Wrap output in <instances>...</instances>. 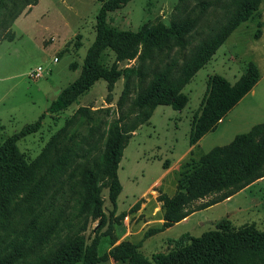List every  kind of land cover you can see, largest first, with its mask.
<instances>
[{
    "label": "rangeland",
    "instance_id": "obj_1",
    "mask_svg": "<svg viewBox=\"0 0 264 264\" xmlns=\"http://www.w3.org/2000/svg\"><path fill=\"white\" fill-rule=\"evenodd\" d=\"M177 1L129 0L108 12L106 22L112 28L132 31L155 22L167 26L174 16H184L196 3V0H185L187 6L175 11ZM206 1L209 4L203 11L194 9L198 14L197 33H205L215 21L222 23L225 20L226 13L221 5L226 0ZM99 5L97 0H37L13 21L12 40L0 41V139L39 119L38 130L18 138L17 148L32 161L48 142H55L61 157L67 158L64 175L65 188L69 190L76 187L84 167L100 151L108 124L128 108L156 69L169 59L176 63L182 59L176 47L156 50L152 59L143 62L141 75L125 72V76L120 75L109 90L106 82L98 79L66 108L50 114L47 111L50 102L79 74L85 51L94 37V17ZM197 39L194 34L191 44L194 45ZM184 53L187 54L188 49ZM53 57L57 58L56 62L51 61ZM99 62L106 67L115 64L121 70L137 68L141 63L137 57L115 60L114 54L107 49L100 53ZM248 63L257 70L253 86L217 121L212 131L190 146L187 141L189 127L192 117L199 113L206 79L217 74L232 83ZM38 65L45 70L43 76L30 79L28 71ZM125 77L129 94L118 103ZM181 91L187 97L183 108L173 110L168 105L155 106L149 119L126 138L116 171L121 190L113 209L106 188L100 189L105 222L96 233L99 255L112 244L128 240L139 242V251L151 257L158 252H167L170 240L183 233L196 237L226 222L255 231L264 229V177H260L224 199H221L224 191H220L194 200L187 211L195 212L188 219L143 236L146 229L162 222L159 196H171L175 192L185 161L197 159L211 147L227 144L234 135L264 122V0L250 18L228 34ZM79 107L83 108L77 110ZM21 200L19 206L25 199ZM97 224V219H88L82 232L85 243L94 236ZM203 253L202 248L190 249L175 264ZM98 264L129 263L107 258Z\"/></svg>",
    "mask_w": 264,
    "mask_h": 264
},
{
    "label": "trees",
    "instance_id": "obj_2",
    "mask_svg": "<svg viewBox=\"0 0 264 264\" xmlns=\"http://www.w3.org/2000/svg\"><path fill=\"white\" fill-rule=\"evenodd\" d=\"M97 1L100 5L94 17V37L85 51L79 74L50 102L47 108L50 114L66 108L98 79L104 80L109 90L125 72L141 75L143 62L152 59L156 50L176 47L182 59L179 63L169 59L156 69L128 108L108 124L100 151L90 158L74 189L65 188L67 158L61 157L55 142H48L32 161L17 148L18 138L38 130L39 119L0 139V264H98L107 258L129 264H175L193 248H202L204 253L177 264H264V229L255 231L227 222L196 237L183 233L170 240L167 252L151 257L139 251V242L128 240L112 244L99 255L96 234L105 222L100 189L106 188L112 209L121 190L116 171L128 135L149 119L155 106L168 105L173 110L184 107L187 97L182 87L206 64L228 34L253 15L261 0H226L221 5L225 20L215 21L205 33L195 31L198 14L194 9L203 11L209 4L206 0H196L190 12L182 17L174 16L167 26L155 22L143 24L136 31L118 30L106 22L108 12L129 0ZM36 3L37 0H0V41L12 40L13 21L24 8ZM186 6L185 0H178L174 10L181 11ZM194 34L198 39L192 45ZM106 49L114 54L115 60L137 57L141 63L137 68L122 70L115 64L103 66L99 55ZM256 79L257 70L251 63L245 65L232 83L217 74L208 77L199 113L191 120L188 144H195L212 131ZM128 94L125 77L117 102L121 103ZM260 177H264V122L234 135L227 144L211 147L197 159L185 161L175 192L171 196H159L162 222L146 229L143 236L160 232L186 217L194 211H187L194 200L220 191H224L221 197L224 199ZM23 198L24 203L19 206ZM88 219H97L98 224L90 242L85 243L82 232Z\"/></svg>",
    "mask_w": 264,
    "mask_h": 264
},
{
    "label": "built area",
    "instance_id": "obj_3",
    "mask_svg": "<svg viewBox=\"0 0 264 264\" xmlns=\"http://www.w3.org/2000/svg\"><path fill=\"white\" fill-rule=\"evenodd\" d=\"M56 57H53L52 58V62H56ZM45 70L41 67V66H36V67H34V68H32V69H30L29 71H28V73H27V76L30 78V79H38V78H40L41 76H43V72H44Z\"/></svg>",
    "mask_w": 264,
    "mask_h": 264
},
{
    "label": "crops",
    "instance_id": "obj_4",
    "mask_svg": "<svg viewBox=\"0 0 264 264\" xmlns=\"http://www.w3.org/2000/svg\"><path fill=\"white\" fill-rule=\"evenodd\" d=\"M61 90V89H60ZM203 136V135H202ZM201 136V137H202ZM198 142V141H197ZM263 179V178H262ZM261 180V179H260ZM195 212V211H194ZM194 212H192V213H190L188 216H186L184 219H182V220H180V221H185L186 219H188L189 218V216H191ZM179 222V221H178Z\"/></svg>",
    "mask_w": 264,
    "mask_h": 264
}]
</instances>
